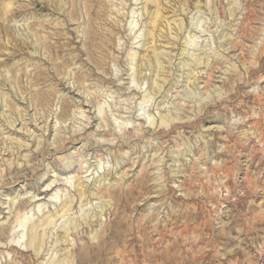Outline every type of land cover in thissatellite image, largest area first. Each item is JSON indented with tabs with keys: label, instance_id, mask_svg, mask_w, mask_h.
Wrapping results in <instances>:
<instances>
[{
	"label": "rangeland",
	"instance_id": "rangeland-1",
	"mask_svg": "<svg viewBox=\"0 0 264 264\" xmlns=\"http://www.w3.org/2000/svg\"><path fill=\"white\" fill-rule=\"evenodd\" d=\"M0 264H264V0H0Z\"/></svg>",
	"mask_w": 264,
	"mask_h": 264
}]
</instances>
